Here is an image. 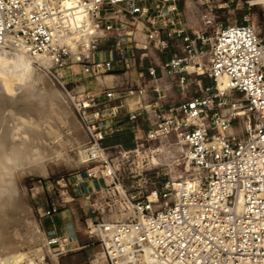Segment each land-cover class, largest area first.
Wrapping results in <instances>:
<instances>
[{"label": "built area", "instance_id": "built-area-1", "mask_svg": "<svg viewBox=\"0 0 264 264\" xmlns=\"http://www.w3.org/2000/svg\"><path fill=\"white\" fill-rule=\"evenodd\" d=\"M145 1L0 0V48L17 46L70 96L89 136L84 169L68 179L74 194L89 199L100 181L109 185L99 175L106 170L109 176L112 149L133 154L144 137L151 153L158 149L149 144L159 142L191 169L145 196L125 194L132 215L96 225L105 264H264V38L237 21L211 34V18L192 37L178 19L177 0ZM119 13L126 21L113 18ZM161 32L182 41L183 56L147 64L152 49L168 47ZM133 64L138 83L99 92L70 89L79 79L125 74ZM191 73L213 86L169 103L163 76L185 92ZM123 133L133 136L135 148L104 143ZM109 177L111 184L122 181ZM90 207L86 212H93ZM55 212L54 204L46 211ZM48 238V245L75 241Z\"/></svg>", "mask_w": 264, "mask_h": 264}, {"label": "rangeland", "instance_id": "rangeland-1", "mask_svg": "<svg viewBox=\"0 0 264 264\" xmlns=\"http://www.w3.org/2000/svg\"><path fill=\"white\" fill-rule=\"evenodd\" d=\"M181 1L184 7L187 1H190L188 2L189 6L191 5L190 9L196 12L198 18L202 16L204 20L214 19V29L219 25L237 21L252 25L257 33L264 38V6L251 5V0ZM210 33L214 34L213 28ZM31 63L42 78L32 81L24 77L26 80L17 81L10 74L0 75L2 83L5 84L4 87L2 83V86L0 84L2 89L0 91H4V93L0 92V99H3L0 100V113L4 114H0L2 117L0 124H4L0 126L7 125L5 127L9 129L7 136L3 129L2 133L0 131L2 134L0 142L4 141L3 138L6 136V142L4 141L5 143L3 142L1 147L6 145L0 147L1 150L6 149L5 152L0 150V175H3L0 176V184L12 179L17 192V208L14 211L16 220L14 219L13 225L6 226L5 231L8 230L6 241L14 239L10 242V247L13 243V247H18L19 252L27 253L30 259L41 264H105L102 249L96 237V225L102 220L111 221L130 217L133 212L130 211L131 207L129 208L130 204L126 195L129 198L131 195L145 196L154 190H159L166 182H178L179 178L187 176L191 169L183 161H178L177 151L167 152L162 149L159 142L149 144L152 150L160 149L156 154L151 153L144 137L143 146L133 154L123 156L119 154L118 150L112 149L110 155L112 162L107 165L111 166L113 177L118 176L122 180L121 183L111 184L112 179L105 175L106 170H104L99 177H105L109 185H104L103 181H100V189L97 193L89 196V199L85 198L86 196L74 194L68 179L75 176L79 170L84 169L82 152L89 142V136L66 90L44 68L37 67L32 61ZM192 64H188L190 72L194 68ZM186 77L188 80L185 83V92L187 90L198 92L199 85H197L196 79L199 77L195 73ZM94 80V78L79 79L70 85V89L78 91L77 93L86 89L97 92L104 89V87L97 88ZM111 80L98 79L99 83ZM211 86H213V82H211ZM79 89L81 90L79 91ZM8 90L10 97H7L8 94L5 95ZM11 93L12 97L14 96L12 100ZM177 93L181 95V89L177 90ZM7 114L10 115L9 118ZM11 130L12 132H10ZM234 130V132H241L240 128H234ZM125 136L127 135L120 136V138L123 139L122 137ZM113 137L115 138L114 135L108 136L104 143L115 144L111 140ZM117 144H120L124 149L135 148L133 136L130 147H126L122 143ZM6 152L9 153L8 155L14 154L16 157L21 154V157L17 158L21 161L17 160L18 164L13 165L10 171L5 168V157L2 158V154ZM86 183L90 184L89 181ZM117 186L121 189H118ZM1 187L0 191L6 194V185ZM52 204L57 206V212L54 214L61 216L62 223L58 236L65 239L69 237L66 235L65 218L70 219L67 228L70 235L75 237V241L71 245H48L50 233L45 220L49 217L54 218L53 214L47 215L46 213ZM90 205L93 212H86ZM61 212L69 213H66L68 215L65 217L66 215H61ZM1 227L2 224L0 229ZM5 231L4 236L6 235ZM37 249L39 250L37 251ZM20 262H30V260L25 258Z\"/></svg>", "mask_w": 264, "mask_h": 264}, {"label": "bare ground", "instance_id": "bare-ground-1", "mask_svg": "<svg viewBox=\"0 0 264 264\" xmlns=\"http://www.w3.org/2000/svg\"><path fill=\"white\" fill-rule=\"evenodd\" d=\"M251 5H261V6H264V0H251ZM189 6V5H188ZM264 59V57H263ZM36 65V64H34ZM193 65V64H192ZM37 67H40L38 65H36ZM194 66V65H193ZM195 70V66L194 68L192 69V71ZM6 75V74H10V76L12 75L13 78L17 79L18 80H23L25 79L24 77H26L28 80H32L34 81V79L36 80V78H42L40 76V74L38 73L37 69L32 65L31 63V60L28 59L24 54L23 52L15 45L11 46V47H8V48H2L0 50V75ZM9 76V77H10ZM3 78V77H2ZM8 79V78H6ZM26 80V79H25ZM4 82V80H3ZM2 83V79H0V84ZM8 83V82H7ZM3 84V83H2ZM1 84V86H2ZM26 85V84H25ZM5 86V84H3V87ZM8 86V85H7ZM8 88V87H7ZM6 88V89H7ZM217 88L220 92H224L226 90V82L224 79H220L217 83ZM28 89V88H26ZM0 90H2L0 88ZM81 89H79L80 91ZM7 91V90H6ZM5 91V92H6ZM0 92H3L4 91H0ZM78 92V91H77ZM8 94V95H7ZM4 95V94H3ZM7 95V97H10L9 95V90L8 92L5 94ZM6 97V96H5ZM6 97V98H7ZM14 97V96H13ZM12 93H11V100H12ZM1 98V97H0ZM62 98V97H61ZM9 99V98H7ZM14 99V98H13ZM1 100V99H0ZM3 100V99H2ZM1 100V101H2ZM11 100H9L11 102ZM0 101V102H1ZM3 103V102H2ZM8 103V102H7ZM5 103V104H7ZM12 103V102H11ZM9 104V103H8ZM10 105V104H9ZM6 108V107H4ZM2 109V107H1ZM0 114H3V113H0ZM4 115V114H3ZM8 115V114H7ZM10 115H8V118H9ZM2 118V117H0ZM12 118V117H11ZM1 122V121H0ZM6 123H9V122H6ZM2 124V123H1ZM0 124V125H1ZM10 124V123H9ZM4 125V124H2ZM7 126V125H5ZM1 127V133H2V129L4 130V133L5 135L7 136L8 133H9V129L7 127ZM77 126V125H76ZM12 127V126H11ZM13 130V128H11ZM12 130L10 132H12ZM234 131H237V130H234ZM15 132V131H14ZM0 133V137H1V134ZM3 133V134H4ZM14 134V133H13ZM4 135V136H5ZM10 135V134H9ZM16 135V133H15ZM6 136L3 138L4 141L6 142L5 138ZM14 136V135H13ZM17 136V135H16ZM14 136V137H16ZM11 137V136H10ZM13 138V137H12ZM2 139V138H0ZM9 139V138H8ZM11 140V138H10ZM13 140V139H12ZM15 140V139H14ZM3 140L0 142V147L1 145L3 144L4 142ZM4 142V143H5ZM9 142V141H8ZM12 142V141H11ZM10 142V144H11ZM14 142V141H13ZM9 144V145H10ZM6 145V144H5ZM3 145V146H5ZM12 145V144H11ZM2 146V147H3ZM17 146V145H16ZM1 147V148H2ZM15 147V146H14ZM0 148V150H1ZM10 148V147H9ZM16 148V147H15ZM3 151L6 150V149H2ZM1 150V151H2ZM17 150V148H16ZM15 150V152H16ZM2 151V152H3ZM19 151V150H18ZM5 152V151H4ZM14 152V153H15ZM21 152V151H20ZM82 152V151H81ZM7 153V154H6ZM3 156L2 154V158L5 157L6 159V165H5V168H7L9 171L13 168V165H17V158L18 156L21 157L19 154L17 157L16 155L14 154H10L8 155L9 153L6 152ZM12 153V152H11ZM1 155V153H0ZM7 155V156H5ZM82 155H83V152H82ZM29 156V155H28ZM1 158V157H0ZM26 158V157H25ZM154 158V157H153ZM152 158V159H153ZM22 159V158H21ZM20 160V159H19ZM18 160V162H20ZM155 160V159H154ZM155 162V161H154ZM17 163V164H16ZM188 166V165H187ZM189 167V166H188ZM190 168V167H189ZM108 169V173H109V176H112V173H113V170L111 168V166H108L107 167ZM4 171V170H3ZM0 176H3V175H0ZM9 177V176H8ZM2 178V177H1ZM13 178V177H12ZM111 178V177H110ZM3 180V178H2ZM1 181V180H0ZM10 180H8L7 182L5 183H2V185L0 184V187L1 186H5L6 185V194H4L3 191H0V213H1V219H0V222L2 224V227H1V234H0V264H19L20 261H22L23 259L27 258L30 260V262H33L32 259L29 258L28 254L25 253V252H19L20 250H18V247H13V243L12 246L10 247V242H12L13 240L11 239V241H6V238H7V232L5 231L6 230V226L12 224L14 222V214H15V209L17 208V199H16V189L14 188V184L12 182V179L11 181L9 182ZM118 189H121L119 186H117ZM2 188V187H1ZM2 209V210H1ZM17 211V210H16ZM16 215V214H15ZM16 220V219H15ZM0 224V225H1ZM13 225V224H12ZM9 229V228H8ZM4 231L6 232V237L4 236ZM4 233V234H3ZM15 235H17V233H15ZM9 236V235H8ZM13 238V237H12ZM9 240V239H8ZM39 249H37L38 251ZM42 252V251H41ZM33 253V252H32ZM37 254V253H36Z\"/></svg>", "mask_w": 264, "mask_h": 264}, {"label": "crops", "instance_id": "crops-1", "mask_svg": "<svg viewBox=\"0 0 264 264\" xmlns=\"http://www.w3.org/2000/svg\"><path fill=\"white\" fill-rule=\"evenodd\" d=\"M152 0H146L145 4L151 5ZM190 1H187L185 7L184 4L181 0H177L178 6H179V10H180V16H179V21H181L183 24H187L188 27L190 28L189 33L192 35V37H195L194 33L199 32V30L204 26V18L196 16V12L191 11L189 3ZM192 4V3H191ZM114 19L116 20H122V21H126V17L122 14L119 13L115 16H113ZM213 20V23L209 26L208 30L209 32L213 30H216L217 28H219L221 25L217 26L214 29V24H215V20ZM178 25V24H177ZM159 37L162 39H167V36L164 32H161L159 34ZM168 40V39H167ZM183 43L181 40L179 39H175V40H168V47L164 50H151L150 53V61L147 62V64H153L154 66H160L162 65L163 62L167 61L170 57L172 56H183ZM136 66L135 64H133L132 68L125 74H121V75H105V76H97L94 79V82L97 85V88H110V87H114L126 82H130V83H138L139 79L137 77V70H136ZM192 72V70H191ZM199 78L196 79L197 81V85H199V91L198 92H193L190 90H187L186 92H182L181 95L176 94V91L179 90L180 88H178L176 86V84L172 81H170L168 79L167 76H163L162 81L165 83V90L168 93V102L169 103H179L184 97H190V96H196L200 94V91L202 89H204L205 87H211V80L208 79L205 76H198ZM105 78V80H111L110 82H101L99 83L98 79H103ZM176 88V90H175ZM103 90V89H102ZM61 215H66L65 217H67L69 212H61ZM54 218H55V222H54V218L49 217L45 220V223L47 225V230L49 233L51 234H55L58 235V232L60 231V226H61V221H60V215H56L53 214ZM69 220L65 218V224H66V235L67 237L69 236H73L70 235L69 231H68V225H69ZM65 236V235H63ZM74 237V236H73ZM64 241L66 242L67 239L63 238Z\"/></svg>", "mask_w": 264, "mask_h": 264}, {"label": "trees", "instance_id": "trees-1", "mask_svg": "<svg viewBox=\"0 0 264 264\" xmlns=\"http://www.w3.org/2000/svg\"><path fill=\"white\" fill-rule=\"evenodd\" d=\"M124 135H127L125 137H122L123 139L120 138V136H124ZM115 138L113 137L111 140H113L114 143H122L124 144V146L126 147H130L132 144H131V140H132V136L130 134H118V135H114Z\"/></svg>", "mask_w": 264, "mask_h": 264}]
</instances>
